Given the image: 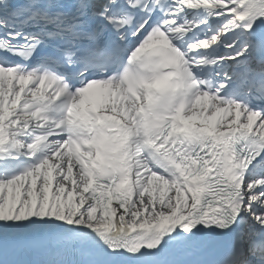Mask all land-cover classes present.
Here are the masks:
<instances>
[{
  "label": "snow or ice",
  "instance_id": "6c2138e0",
  "mask_svg": "<svg viewBox=\"0 0 264 264\" xmlns=\"http://www.w3.org/2000/svg\"><path fill=\"white\" fill-rule=\"evenodd\" d=\"M0 264H264V0H0Z\"/></svg>",
  "mask_w": 264,
  "mask_h": 264
}]
</instances>
